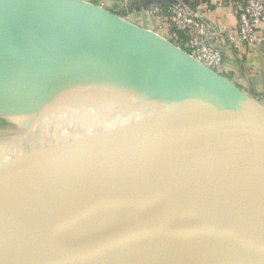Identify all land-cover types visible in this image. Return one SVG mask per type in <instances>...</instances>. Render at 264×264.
Here are the masks:
<instances>
[{
  "label": "water",
  "instance_id": "95a60500",
  "mask_svg": "<svg viewBox=\"0 0 264 264\" xmlns=\"http://www.w3.org/2000/svg\"><path fill=\"white\" fill-rule=\"evenodd\" d=\"M152 103L163 112L149 121L73 138L61 132L64 140L0 161V193L55 176L127 169L81 221L25 261L0 264H137L215 207L264 187V109L229 80L91 3L0 0V118L16 121L9 137L85 118L86 105L127 112ZM189 182L214 183L217 194L184 202ZM253 204L264 215V195Z\"/></svg>",
  "mask_w": 264,
  "mask_h": 264
},
{
  "label": "bare ground",
  "instance_id": "6f19581e",
  "mask_svg": "<svg viewBox=\"0 0 264 264\" xmlns=\"http://www.w3.org/2000/svg\"><path fill=\"white\" fill-rule=\"evenodd\" d=\"M125 118L127 121L128 116ZM53 137L59 141L64 138L60 134ZM124 170L126 166H119L86 178L55 176L0 193V261H25L34 247L81 221L125 179ZM215 185L189 182L182 199L212 197L218 191ZM261 194L264 187L215 207L187 234L137 264H264V215L253 204ZM187 223L183 220L167 239L175 237Z\"/></svg>",
  "mask_w": 264,
  "mask_h": 264
},
{
  "label": "built area",
  "instance_id": "2783aa9c",
  "mask_svg": "<svg viewBox=\"0 0 264 264\" xmlns=\"http://www.w3.org/2000/svg\"><path fill=\"white\" fill-rule=\"evenodd\" d=\"M136 1L115 0L123 6ZM221 7L230 8L236 20L233 27H223L206 18V15ZM153 14L161 24L160 28L168 34L163 35L165 40L218 75L225 70L226 50L264 47V0H232L204 6H192L176 0L167 7L155 8ZM157 34L162 37L160 33ZM255 101L264 109V90Z\"/></svg>",
  "mask_w": 264,
  "mask_h": 264
},
{
  "label": "crops",
  "instance_id": "0c3cea01",
  "mask_svg": "<svg viewBox=\"0 0 264 264\" xmlns=\"http://www.w3.org/2000/svg\"><path fill=\"white\" fill-rule=\"evenodd\" d=\"M93 5H96L103 10L123 19L127 23L134 25L140 29L151 31L153 33H160L163 37L168 34L160 28L159 22L154 18L155 8H164L173 4L176 0H138L131 5L123 6L117 4L115 0H81ZM189 5H211L214 3H228L232 0H181ZM208 20L217 23L223 27H233L236 23L234 16L230 13V8L221 7L218 10L206 15ZM159 35V34H158ZM226 66L222 77L229 80L240 92L246 94L248 97L255 100V98L264 90V47H240L237 49H229L225 52ZM96 107V106H95ZM96 109V108H94ZM7 125L8 123L5 122ZM0 125H4L1 121ZM8 126V125H7ZM33 134L23 136L25 140L32 137ZM43 141L44 138H40ZM19 141V146L23 152H28L36 146L29 145L27 141ZM13 150V152H12ZM11 156L2 158V160L10 159L18 154L14 149H10Z\"/></svg>",
  "mask_w": 264,
  "mask_h": 264
},
{
  "label": "rangeland",
  "instance_id": "374dc122",
  "mask_svg": "<svg viewBox=\"0 0 264 264\" xmlns=\"http://www.w3.org/2000/svg\"><path fill=\"white\" fill-rule=\"evenodd\" d=\"M158 105L159 104L157 103H152V104H147V105H139V104L137 105L136 104V106L132 108L131 111H127V112H119V111L105 112L104 110L100 109L97 106L95 107V106L90 105L91 107L87 109L88 115L85 114V118L83 115L80 117H67L66 122L61 123V124H55V123L53 124V122L46 123V124L39 123V125H37L34 130L28 133L29 135L33 134L32 137L28 138V141L25 140L23 137H16V138L9 137L10 135L9 133H11L10 130H14V127H15L14 123L16 121L11 122L8 119L7 120L8 126H7L5 124L6 120H4L3 118H0V122L2 121L4 123V125H0V160L4 157L7 158L6 156H9V155L11 156V153L13 152V150L12 152H9L10 149H14V152L16 154L20 153L24 146L22 145L19 146L20 148L17 150L18 148L17 143H19V141H22V140L23 141L25 140L27 141L29 145H33V146H36L35 148H38L42 143H44V141L40 138L43 137L44 140L46 141H50L51 139L56 140L57 138L53 137V135L54 134L58 135L61 132L64 134L66 133L65 135H68L66 137L70 136L71 138H73L78 135L85 134L84 132H86V134L87 133L91 134L97 130H109L111 128L122 127L125 124H128L129 122L128 120H127L128 122L126 121V118H125L126 116L128 117L133 116L132 118L136 119L134 118L135 116L134 111L137 113L138 116L140 115L139 116L140 119H138L137 121H132L130 123L149 121L156 115L163 112L162 110H157L159 107ZM92 107H93V110H92ZM94 107L96 109H94ZM141 116H143V118ZM17 123L19 122L17 121ZM77 133L79 134L77 135ZM60 135L63 136L62 134ZM61 140H64V138ZM38 143H41V144H38ZM152 260H155V258Z\"/></svg>",
  "mask_w": 264,
  "mask_h": 264
},
{
  "label": "trees",
  "instance_id": "16d2710c",
  "mask_svg": "<svg viewBox=\"0 0 264 264\" xmlns=\"http://www.w3.org/2000/svg\"><path fill=\"white\" fill-rule=\"evenodd\" d=\"M179 36H181V35H179ZM132 117H133V116H132ZM132 117H131V116L128 117V121H129V122L137 121L138 119H140V118H136V117H134V118H136V119H133ZM129 122H128V123H129Z\"/></svg>",
  "mask_w": 264,
  "mask_h": 264
}]
</instances>
